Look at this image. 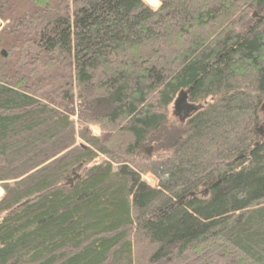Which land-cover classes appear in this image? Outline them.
<instances>
[{
	"label": "trees",
	"instance_id": "16d2710c",
	"mask_svg": "<svg viewBox=\"0 0 264 264\" xmlns=\"http://www.w3.org/2000/svg\"><path fill=\"white\" fill-rule=\"evenodd\" d=\"M154 1L0 0V264H264V0Z\"/></svg>",
	"mask_w": 264,
	"mask_h": 264
},
{
	"label": "water",
	"instance_id": "95a60500",
	"mask_svg": "<svg viewBox=\"0 0 264 264\" xmlns=\"http://www.w3.org/2000/svg\"><path fill=\"white\" fill-rule=\"evenodd\" d=\"M188 94L189 92L182 91L181 93L178 94L174 102L173 109L176 112V115L178 116L181 122L184 121L188 113L195 112V110L188 104V99H187ZM262 107L264 111V105ZM259 133L262 134L261 129H259Z\"/></svg>",
	"mask_w": 264,
	"mask_h": 264
},
{
	"label": "rangeland",
	"instance_id": "374dc122",
	"mask_svg": "<svg viewBox=\"0 0 264 264\" xmlns=\"http://www.w3.org/2000/svg\"><path fill=\"white\" fill-rule=\"evenodd\" d=\"M150 1V2H149ZM145 2H146V4L149 6V7H152V8H155L156 7V1H154V0H145ZM155 2V3H154ZM208 102H206V104H207ZM206 104L203 106V107H205L206 106ZM189 105H191V104H189ZM202 106V105H201ZM173 107H174V103L171 105V107H170V109H169V114L170 115H174V116H177L176 115V112L174 111V109H173ZM177 119V118H176ZM169 120H170V122H171V118H169ZM144 152H145V154L147 155V157L148 158H150V156L152 155V148L150 147V148H146V149H144ZM76 177V176H75ZM144 181L145 182H147V184L148 185H153L154 184V181L152 180V178H149V177H145L144 178ZM2 194V190H1V188H0V195Z\"/></svg>",
	"mask_w": 264,
	"mask_h": 264
},
{
	"label": "bare ground",
	"instance_id": "6f19581e",
	"mask_svg": "<svg viewBox=\"0 0 264 264\" xmlns=\"http://www.w3.org/2000/svg\"><path fill=\"white\" fill-rule=\"evenodd\" d=\"M150 2V1H149ZM155 3V2H154Z\"/></svg>",
	"mask_w": 264,
	"mask_h": 264
}]
</instances>
